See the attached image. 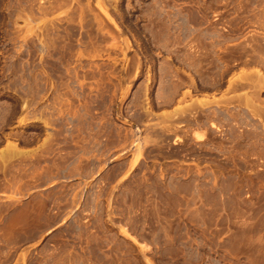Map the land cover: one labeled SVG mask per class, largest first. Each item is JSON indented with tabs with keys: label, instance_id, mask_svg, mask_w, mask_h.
Segmentation results:
<instances>
[{
	"label": "rangeland",
	"instance_id": "rangeland-1",
	"mask_svg": "<svg viewBox=\"0 0 264 264\" xmlns=\"http://www.w3.org/2000/svg\"><path fill=\"white\" fill-rule=\"evenodd\" d=\"M0 264H264V0H0Z\"/></svg>",
	"mask_w": 264,
	"mask_h": 264
}]
</instances>
